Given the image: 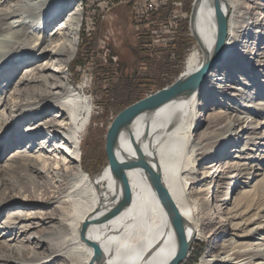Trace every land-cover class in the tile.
Wrapping results in <instances>:
<instances>
[{"label":"bare ground","instance_id":"1","mask_svg":"<svg viewBox=\"0 0 264 264\" xmlns=\"http://www.w3.org/2000/svg\"><path fill=\"white\" fill-rule=\"evenodd\" d=\"M220 5L226 17V36L217 65H213L216 68L206 73L193 92L137 115L121 129L115 152L120 160L142 157L160 174L183 218L188 242L184 258L197 239L210 238L201 264H264V230L254 236L264 226V207L258 209L261 214L252 222L245 216L254 204L256 184L264 178V170L259 171L264 157L252 153L264 145V130L258 131L263 123L254 117L262 107L248 102L217 108L207 97L238 100L236 97L255 84L241 80L237 72L222 71L229 60H233L232 65L249 63L251 70L259 69L264 75L263 54L249 52L251 38H264V0H220ZM81 8L79 0H0V64L9 59L14 48L23 46L26 53L17 52V65L27 61L16 88L6 97L15 107L6 104L3 110L14 115V122L25 115H30L32 122L38 119L26 125L18 139L23 142L30 136L27 141L31 146L37 141L42 147L50 146L44 154L28 157L46 178L47 187L61 189L46 200L37 195L31 200L0 199V218L12 208L0 222L2 236L6 235L0 243L16 251L15 255H3L0 259L5 261L0 264H47L55 256L62 257L64 264H167L176 254L178 242L146 172L139 167L125 168L129 198L118 212L106 217L122 199L115 172L108 163L92 179L80 167V136L93 107L85 92L69 82L66 67L78 46ZM51 23L54 26L48 32L45 27ZM192 31L202 59L197 50L190 51L182 77L197 71L213 52L217 24L212 0L195 2ZM3 55L8 57L3 59ZM32 60H37L33 66ZM6 98L1 106L8 102ZM24 152L18 148L12 157L27 155ZM251 176L255 182L239 193L238 183L248 184ZM69 201H74L71 210L79 217L73 227L68 222L72 233L38 229L45 221H69L71 215L64 204ZM45 204L64 205L58 215L48 218L28 211ZM195 212L197 218L208 217L209 234L195 226ZM221 230L225 235L216 237ZM70 237L72 245L67 250L55 247L46 256L34 250L46 239L60 245ZM91 243L100 247L95 260Z\"/></svg>","mask_w":264,"mask_h":264},{"label":"rangeland","instance_id":"2","mask_svg":"<svg viewBox=\"0 0 264 264\" xmlns=\"http://www.w3.org/2000/svg\"><path fill=\"white\" fill-rule=\"evenodd\" d=\"M2 1L6 2L7 0ZM79 1L82 7L81 26L83 32L82 30L81 33L79 31L80 35L78 37L76 53L72 61L68 63L66 71L69 74V82L74 86H79V91L85 92L92 102L93 110L89 122L85 131L81 133L80 136V167L82 168L84 165L82 168L84 171L90 170L87 174L93 179V175L101 172L109 163L105 149L106 133L116 115L132 103L161 89V85L166 86V82L171 78L166 77V73L163 72L165 69L164 64L167 62L166 50L163 48L154 50L150 59L151 62L148 63L147 66H144L146 64L144 62L145 56L141 50L142 46L138 37L139 32L131 21L128 5L119 4L114 6L108 13L102 14L98 6L99 0ZM181 1V11L185 13V18H182L180 23H183L184 26L185 22L189 23L193 1ZM62 15L61 11L60 16L62 17ZM12 19L13 17L9 18L8 21ZM58 19L59 17H57V20ZM57 20H55V22ZM248 20H250V18ZM53 23L46 25V31L50 32L52 26H54ZM81 26L80 29H82ZM80 38H82V40ZM186 38L187 47L182 52V60L175 66H171L179 69V73L175 76V79L184 71L186 57L190 51L197 50L200 53V61L202 59L200 48L195 42L196 40L190 31L189 25ZM263 39L264 38L260 39V36L255 40L251 38L250 40L252 43L249 44V52H261L264 56ZM24 47L25 46L14 48L10 53L9 59L0 64V199H5L6 201L13 199L31 200V197L34 195H37L40 199L46 200L51 195L58 194L55 192L61 190L58 186H55V188L47 187L45 184L46 178L35 169L36 166H34L35 161L32 160L33 158L28 157V155L35 156L44 154L50 146L46 144L42 147L39 145L40 142L38 141L37 145L31 146L32 144L27 141L30 139V136L24 137L25 141L23 142L18 139L20 134L25 130V126L38 119L32 122L31 119H28L30 115H25V118L22 120L14 122V115H9V110H3L6 104L10 108L15 107L14 103L13 106H11L12 101L8 100L6 97L10 96L16 88V79L22 74L23 68L27 65V61H25V63H21V65L18 66V61L16 60L19 58L17 52L21 54L26 51ZM252 56H254V54H252ZM6 57L8 56L3 55V59ZM29 58H31V55H29ZM32 61H34L32 63L33 66L36 64L37 60ZM232 62L233 60L225 62L222 71L229 70V73L237 72L241 80H252L255 84L249 86V89L245 91L246 94L236 97L238 100H232L228 96L220 97V95H217L216 98H212L211 96L207 97L211 99L210 102H213V105L217 108L228 106V104H231L230 107H232L243 103L257 102L262 109L254 117L258 122L263 123L258 129L259 133H261V131L264 130V75L259 73V69L251 70L249 63H245L244 65V61H242L241 63H233L232 65ZM215 66L213 69L216 68ZM212 70L210 69V71ZM148 79L154 80L156 84L151 87L147 86L145 80ZM202 83L204 85L205 81ZM204 95L203 92L201 97ZM5 98L8 102L1 106ZM28 132L27 130L26 133ZM256 140L261 141L263 144L262 140ZM18 148L25 150L24 153L27 155L12 157V154L16 152ZM252 153H257L260 158L264 157V145L259 146L258 150H252ZM259 167L261 169L259 171L264 170V159L260 161ZM256 171H254L253 174L256 173ZM254 178V176H251L250 179H247L248 184L238 183L239 193H243L244 191L242 190L247 189L248 185H252L255 182ZM252 197H254V204L245 213L249 222H252L251 220L253 218H257L261 214L258 209L264 207V178L256 184V189ZM70 199L72 200V198ZM73 203L74 201L71 203L70 201L64 203L66 207L65 211L69 212V215H71L69 221L65 220L60 222L56 221V219L48 223L45 221L42 222V225H40L38 229H47L48 231L54 230L57 231L58 234L62 232L67 234L72 233L74 229H70L68 222L70 226L73 227L76 220L79 218L72 212ZM64 204L57 206L45 204V207L41 205L32 206L29 207L30 209L28 211L40 213L42 217L48 218V216L51 215H58L61 206ZM22 209L27 211V208ZM10 210H12V208L5 210L0 218V222L5 219L6 213ZM194 214L196 216L194 223L199 232L209 234L211 224L208 222V217L201 215L197 218L199 215H197L196 212ZM263 230L264 226L262 229H259V231H256L254 234L255 238L258 237ZM224 232L225 230H221L216 237L222 238L225 235ZM2 233L3 232L0 231V242L6 238V235L2 236ZM209 244L210 238L197 239L191 246L189 256L184 258L179 264H201V259L206 255ZM71 245L72 237L60 245L53 239H46L41 247L38 249L35 248L34 250L39 256H46L50 254L55 247H61L63 250H67ZM6 248L8 247L0 243V258H4L3 255L9 252L15 255L16 251L14 248H8L9 250ZM4 261L5 259H0V263ZM64 262L62 257L55 256L50 259L47 264H64Z\"/></svg>","mask_w":264,"mask_h":264},{"label":"water","instance_id":"3","mask_svg":"<svg viewBox=\"0 0 264 264\" xmlns=\"http://www.w3.org/2000/svg\"><path fill=\"white\" fill-rule=\"evenodd\" d=\"M197 0H193L189 26L192 35L196 40V35L192 31V22L194 18V4ZM214 15L217 24V36L214 43V49L210 57L202 62L199 69L186 77H182L181 73L179 76L170 84L162 87L161 89L146 95L145 97L139 99L138 101L127 106L121 110L116 117L113 119L109 125L106 133L105 149L108 157L109 164L111 165L113 171L115 172L121 189H122V199L111 211H109L105 216H111L112 214L118 212L124 202L129 198V187L127 184L125 176V168L127 167H139L142 168L153 186L155 193L163 206L165 207L168 218L171 222L173 230L175 232L178 250L174 257L167 264H179L185 257L188 249V242L185 236V228L183 223V218L179 211L177 210L175 204L173 203L169 192L161 182L160 174L147 164V162L142 157H137L135 160H120L118 159L115 148L118 141V136L121 129L130 123L137 115L140 113L154 109L161 104L179 96L180 94H188L193 92L201 79L208 73V71L213 67L217 61L219 54L222 50L225 36H226V17L221 10L220 0H212ZM87 222L83 224V230H85ZM93 248L92 259H96L100 256V247L97 243H91Z\"/></svg>","mask_w":264,"mask_h":264},{"label":"built area","instance_id":"4","mask_svg":"<svg viewBox=\"0 0 264 264\" xmlns=\"http://www.w3.org/2000/svg\"><path fill=\"white\" fill-rule=\"evenodd\" d=\"M162 0H99L98 6L102 14H106L112 10L114 6L124 4L132 7L134 18L140 21L142 18L146 21L147 29L153 22L150 21V14H153L161 4ZM173 9L170 10L166 22L155 24V28L150 32L151 50L167 49L171 42L175 39L181 19L185 18V13L181 11L182 1L176 0L173 3ZM148 31V29H147ZM146 63L144 66H147Z\"/></svg>","mask_w":264,"mask_h":264},{"label":"trees","instance_id":"5","mask_svg":"<svg viewBox=\"0 0 264 264\" xmlns=\"http://www.w3.org/2000/svg\"><path fill=\"white\" fill-rule=\"evenodd\" d=\"M174 1H176V0H162L158 9L153 14H150V21H152L153 23L150 24L149 27L147 28L148 31L144 27L145 26L144 24L146 21L143 18L140 21H137L134 18V14L132 12V7L129 6L131 21L135 25L136 30L139 32L138 37L140 39V43L142 46L141 50L143 51L144 56H145L144 62L147 64L151 62L150 59H151L152 54H153V51L151 50V46H150V43H151L150 32L155 28L156 23L166 22L170 10L173 9L172 3ZM191 1H193V0H191ZM188 25H189L188 22H185L184 26H183V23L181 24L175 39L171 42V44L166 49L167 62H166V64H164L165 69L163 72L166 73V75H165L166 77H169L171 79L168 80L165 85H167L168 83H171L175 79V76L179 73V71H178L179 69H176L174 66L182 60V54H183L182 52L187 47L186 35L188 34ZM81 28H82V26H81ZM81 30L83 32V28L80 29V33H81ZM80 39L82 40V38H80ZM79 44H80V40H79ZM172 65H174V66L171 67ZM145 82H146L145 84L147 86H150V87L152 85L156 84L154 80H150V79L145 80ZM161 87H164V85L163 86L161 85ZM81 165H82V160H81ZM83 166H82V168H83ZM88 171H90V170H88ZM88 171H86V172H88Z\"/></svg>","mask_w":264,"mask_h":264}]
</instances>
